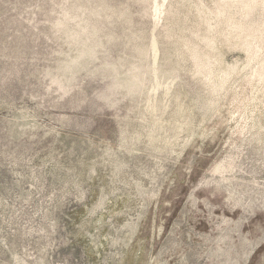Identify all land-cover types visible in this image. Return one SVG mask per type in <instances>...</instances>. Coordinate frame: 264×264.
Instances as JSON below:
<instances>
[{
	"label": "rangeland",
	"instance_id": "rangeland-1",
	"mask_svg": "<svg viewBox=\"0 0 264 264\" xmlns=\"http://www.w3.org/2000/svg\"><path fill=\"white\" fill-rule=\"evenodd\" d=\"M250 3L0 0V264H264Z\"/></svg>",
	"mask_w": 264,
	"mask_h": 264
},
{
	"label": "bare ground",
	"instance_id": "bare-ground-1",
	"mask_svg": "<svg viewBox=\"0 0 264 264\" xmlns=\"http://www.w3.org/2000/svg\"><path fill=\"white\" fill-rule=\"evenodd\" d=\"M256 1L257 0H251L250 4L243 5V9H244L245 13H250V11L252 10V6H253L252 4H254ZM238 25H236V28H238V27L241 28V26H238ZM240 28H238V29H240ZM241 29H243V28H241Z\"/></svg>",
	"mask_w": 264,
	"mask_h": 264
}]
</instances>
